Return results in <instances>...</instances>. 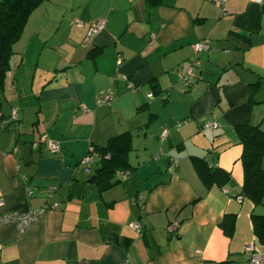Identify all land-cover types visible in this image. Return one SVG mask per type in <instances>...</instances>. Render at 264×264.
<instances>
[{
	"label": "crops",
	"instance_id": "obj_1",
	"mask_svg": "<svg viewBox=\"0 0 264 264\" xmlns=\"http://www.w3.org/2000/svg\"><path fill=\"white\" fill-rule=\"evenodd\" d=\"M97 21L103 28L88 36ZM204 39L211 51L195 52ZM12 50L0 97V212L57 206L25 230L0 225V264H248V246L264 254L251 218L264 202L242 193L235 130H264V0H47ZM105 89L114 99L97 105ZM116 136L112 148L126 142L130 165L99 183L81 159ZM196 159L229 178L207 185Z\"/></svg>",
	"mask_w": 264,
	"mask_h": 264
},
{
	"label": "trees",
	"instance_id": "obj_2",
	"mask_svg": "<svg viewBox=\"0 0 264 264\" xmlns=\"http://www.w3.org/2000/svg\"><path fill=\"white\" fill-rule=\"evenodd\" d=\"M44 1L47 0H0V97L3 92L5 73L9 66V57L13 53L12 46L21 37L30 14ZM235 130L243 147L240 156L243 168L242 193L253 203H262L264 202V168L261 166V161L264 158V130L259 125L249 124L236 126ZM117 137L109 139L104 146H92L97 157L93 164L88 166V172H91V178L99 183L106 182L110 185L112 173L130 165L125 157L126 142L119 150L112 148L111 144ZM87 153L88 151L85 155ZM92 165H96L93 170ZM195 168L207 185L222 184L229 178L227 173L217 167L207 166L202 159L195 160ZM251 218L255 235L261 243H264V215L252 213ZM225 225L224 222L221 223L223 229L229 231L230 229H225ZM230 226H232V218Z\"/></svg>",
	"mask_w": 264,
	"mask_h": 264
},
{
	"label": "built area",
	"instance_id": "obj_3",
	"mask_svg": "<svg viewBox=\"0 0 264 264\" xmlns=\"http://www.w3.org/2000/svg\"><path fill=\"white\" fill-rule=\"evenodd\" d=\"M77 24L79 26H83V23L80 20H77ZM103 26H104L103 21H97L89 25L87 27V35L90 36L92 34L98 33L103 28ZM192 47H193V50L197 53H202V52L209 53L211 51V44L208 39L198 41L194 43ZM117 63L120 64L121 60L118 59ZM122 78L129 91L133 92L134 90L138 88L129 77L124 75L122 76ZM192 78H193L192 67L190 66L188 70L186 71V73L181 76L180 81L183 85L189 86L191 85ZM113 99H114L113 91L111 89H105V90L98 91L96 98H95V102L97 105H109ZM10 118L13 123L17 122L18 114L15 111H12ZM207 125L213 129L216 128V123L214 122L208 123ZM166 134H167V131L164 130L162 131L160 137H164L166 136ZM39 141L45 142L47 148L51 152H56L58 149V144L55 141L48 139L45 134H42L40 136ZM32 145L36 146L37 143H33ZM96 157L97 156L95 152L93 151V148L90 147L88 149V153L85 156H83L80 163L83 164L88 171L89 170L88 166L93 164ZM32 192L33 191L31 189H28L27 194L31 196ZM46 195H47V198H50L52 196V189H48V191H46ZM2 205H3V200L2 198H0V207ZM56 206L57 204L55 202L45 201V203L39 208L30 209L26 212H9V213L0 212V225L3 223H13L17 226L19 230L21 231L25 230L28 227H30L32 224H34L43 215L44 211L47 208H55ZM128 226L135 232H139L141 228V224L137 221L129 222ZM176 226H177V223L174 222L167 227V230L172 232L173 230H175ZM245 250L249 254L248 264H264V254L253 251L250 246H248Z\"/></svg>",
	"mask_w": 264,
	"mask_h": 264
}]
</instances>
